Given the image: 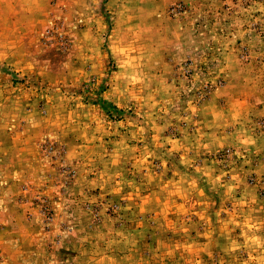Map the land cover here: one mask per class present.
Instances as JSON below:
<instances>
[{
  "label": "rangeland",
  "instance_id": "1",
  "mask_svg": "<svg viewBox=\"0 0 264 264\" xmlns=\"http://www.w3.org/2000/svg\"><path fill=\"white\" fill-rule=\"evenodd\" d=\"M189 1H10L0 264H264V0Z\"/></svg>",
  "mask_w": 264,
  "mask_h": 264
},
{
  "label": "crops",
  "instance_id": "2",
  "mask_svg": "<svg viewBox=\"0 0 264 264\" xmlns=\"http://www.w3.org/2000/svg\"><path fill=\"white\" fill-rule=\"evenodd\" d=\"M10 1L11 0H0V49H4V48L16 49V48H19V45H20L19 40L11 38L13 34H16L17 32L22 31V28L20 26L21 20L16 19V15H15V12L13 11L14 9H12V4ZM193 1H194V4L197 5L198 2H200L201 0H193ZM210 1L215 2V5H218L219 2L221 4L223 2L224 3L228 2V0H210ZM189 2H191V0ZM206 7H208V4L206 5ZM209 10L212 11L211 8ZM224 13L228 14V12L226 13V10ZM246 28L247 27L244 25L241 26V29L243 30V32H246L247 30ZM23 30L27 31L28 27L26 26V28H24ZM0 61L5 63L6 65L14 67L13 62L8 57H5V58L3 57L0 59ZM13 70L16 71L17 69L14 67ZM7 150L9 151L10 148L4 145L0 146V152L5 153V151Z\"/></svg>",
  "mask_w": 264,
  "mask_h": 264
}]
</instances>
